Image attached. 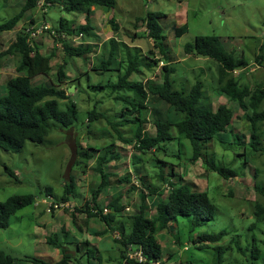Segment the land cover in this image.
Instances as JSON below:
<instances>
[{
  "label": "rangeland",
  "instance_id": "374dc122",
  "mask_svg": "<svg viewBox=\"0 0 264 264\" xmlns=\"http://www.w3.org/2000/svg\"><path fill=\"white\" fill-rule=\"evenodd\" d=\"M64 1L53 0L46 17L43 15V9L47 3L42 2L44 6L28 12L15 30L2 32L0 52L6 50L22 33L21 31L29 28L32 20L38 22L39 26L46 22L50 27H58L61 19L72 23L82 17V22L86 21L85 15L79 16L63 10ZM23 3L24 0H0V23L17 15ZM100 11L107 13L99 15ZM149 12L165 14V17L160 19V24L169 44L172 60L170 66L175 69L174 88L189 92L197 81H202L207 97L202 101L203 105L216 110L219 105L228 104L233 109L235 116L230 130L223 133L219 140L216 137L209 142L207 154L214 163L234 168L239 177L225 179L213 172L201 159L195 162L190 160L192 148L189 141H185L183 146L180 142L172 141L162 146H167L166 152L152 149L144 154L138 150L134 141L128 144L117 140L116 133L109 123L125 120L122 117V109L132 108L130 102L133 100V94L122 91L117 95L113 94L110 88L94 90L90 86L117 83L125 72L126 64H115L110 67L114 70L100 73L94 71V68L99 64L98 59L109 54L108 44L104 43V46L95 48L93 53L99 52L98 57L92 53L91 57L71 59L66 57L62 46H59L60 51L57 49L56 56L52 57L53 70L48 75L35 78L33 84H59L57 71L66 60L68 64L64 67L68 70L70 80L64 86L66 89L69 87V90L75 85L77 89L68 92L70 99L62 101L61 106L70 101L76 103L79 110L77 122L70 128H64L51 121V132L43 142L27 141L19 153L4 150L0 153V203L14 195L31 194L37 196V204H35L39 205V208L30 206L20 210L12 216L11 226L8 229H0V251L15 257L16 264H32L28 260L33 258L59 261L62 256L54 255L57 251L46 242V239L53 235L52 233H55L53 237L59 238V242L65 243L64 246L75 259L72 260H77L76 264H127L122 261L120 247L115 243V240L119 239V232L97 236L94 233L105 230L106 225L100 219L92 218L88 223L85 221L87 219L84 209L87 202L93 203V191L97 190L102 181L101 175L97 172V159L105 153L111 143L115 144V152H118L120 158L105 164L106 169L110 171L108 174L112 185L104 189L99 196L98 202L103 208L108 207L118 195H122V203L126 207L122 216L137 213L142 202L140 193L144 189L141 177L145 180V184L161 188V194H167V197L173 188L171 183L184 182L193 186L195 190L207 191L217 207L215 219L195 232L191 233L189 219L180 218L168 230L160 233L158 240L163 247V256L157 264H264V222H259L256 217L258 203L264 206V196L255 189L257 183H264V154L250 152L252 125L249 124L245 111L240 109L237 103H231L227 97L215 93L219 84L217 62L204 57L188 56L184 51L185 46L194 43L198 36L217 35L221 37L228 51H233L236 56L243 55L251 62L247 70H242L246 82L253 89L264 87V69L254 64L255 54L259 47L264 45V0H118L114 10L109 12L102 8L96 12L94 23L98 32L100 29L104 32L101 36H97L98 40L87 39L102 42L116 37L118 42H125L130 47L137 45L141 53L148 55L149 50L153 49V43L148 39L146 23L137 19L144 18ZM91 13L89 12L90 17ZM112 17L119 26L118 30L112 27L110 21ZM77 25L80 24H76V27H79ZM183 25H187L188 31L182 37H177L176 28ZM135 31L138 32L136 36H134ZM39 37L37 36V39ZM39 44H42L41 40ZM54 45L53 39L48 37L41 49L44 54H50L55 51ZM74 45L78 44L75 42ZM155 52V58L161 61L159 67L149 70L145 68L139 74L135 73L131 78L132 81L162 82L163 64L167 61L161 58L157 50ZM118 60L120 61L121 58L119 57ZM17 65L18 58L13 56H6L0 61V97L7 92L8 79L18 75ZM118 96H120L119 100ZM148 105L149 112L147 109L142 110L147 120L143 125L144 132L155 136L154 122L159 119L174 120L175 111L165 102L154 98H151ZM92 111L102 114L103 118L90 123L89 114ZM136 126L137 123L136 125L126 123L124 127H120V131L126 138H133L137 130ZM231 130L243 139L244 146L235 143ZM261 130L264 131V124H261ZM173 133L177 135L175 129L172 130ZM98 149L100 151H97ZM83 153L92 154L93 159L84 160ZM6 167L17 176L10 175ZM172 169L173 175L170 173ZM162 172L166 179L164 182L158 177ZM126 174L131 175L135 189L131 183L117 184L118 179ZM71 179L76 183L75 193L70 198L72 211L66 208L56 211L54 215L61 213L57 216L62 215V220L54 221L51 214L43 213L46 204L42 203V200L47 199L45 189L53 188L54 194L61 200L66 184H69ZM157 203L158 196H149L148 216L152 217L156 214ZM38 211L42 212L41 217ZM74 216L77 219V226L83 230L74 228L72 222ZM48 219L56 223H50L48 229L50 236L46 234L45 243L42 244L36 237L43 233L38 224ZM126 226L129 228L128 224ZM62 230H66L69 235H64ZM90 230L95 232L92 233ZM222 230H227L228 234L209 248L198 249L192 243V238L198 240L200 233H219ZM254 240L260 250L258 259H253L250 251L247 250ZM86 242L89 243L87 248L99 251V262L97 258L89 260L88 255H84L87 252L84 245ZM78 243L81 244L80 252L76 247ZM216 245L227 249L222 260L218 258ZM133 250L136 251L137 248L133 247Z\"/></svg>",
  "mask_w": 264,
  "mask_h": 264
},
{
  "label": "trees",
  "instance_id": "16d2710c",
  "mask_svg": "<svg viewBox=\"0 0 264 264\" xmlns=\"http://www.w3.org/2000/svg\"><path fill=\"white\" fill-rule=\"evenodd\" d=\"M41 0H24L20 12L6 22L0 23V32L14 30L17 25L26 17L28 12L37 8ZM52 3L53 0H46ZM118 0H66L63 3L65 10L72 12L88 13L91 6H102L112 10L117 6ZM89 8V9H88ZM88 9V10H86ZM165 17V14L160 12H149L144 18L140 17L138 21H144L149 31L148 37L153 41V49L149 50V54L144 55L139 48H132L125 43H117L115 38L109 40V54L106 59L103 58L94 68V71L100 73L112 71L110 67L115 64H126L125 72L119 77L117 83L108 85H93L90 86L94 90H105L110 88L113 94H119L126 91L133 94V100L130 102L132 108L125 107L122 109V117L125 118L122 122L109 123L116 133L117 140L131 144L136 140V145L141 153H147L150 150H167V146L162 147L170 142H180L183 146L185 141H189L192 148V157L190 160H202L210 167V169L218 173L225 179L239 177L238 172L230 167L214 163L207 154V146L209 142L216 137H220L222 133L230 130L234 120V111L227 104H222L216 110L209 106L203 105L202 101L205 97L204 84L202 81H197L189 92L186 90L175 89V81L173 75L175 69L169 64L163 67V80L161 83H154L152 80L132 81L131 78L135 73L142 72L145 68L154 69L160 65V60L155 58L156 50L160 53L161 58L170 60V49L167 42V37L164 35L163 26L160 24V19ZM113 28H117L115 21L112 20ZM91 19L87 15V24L78 27L77 29L69 28L65 21L61 20L60 26L57 29L59 33L65 32L69 35H88L91 31ZM188 31L187 25L176 28V36L182 37ZM135 36V35H134ZM185 53L198 57H204L217 62L218 64V87L215 93L219 96H224L231 103H237L238 107L245 111L246 118L249 124L252 125L251 142L249 144L251 153L264 154V135L261 130V124H264V87L259 86L255 89L246 82L245 74L235 76L236 70H247L251 65L249 59L245 56H236L233 51H228L221 37L217 35L198 36L194 43H188L185 48ZM65 55L68 59L73 57H83L92 52L87 46H74L68 42L64 44ZM128 51V53H127ZM121 55V56H120ZM6 56L18 58L17 76H13L6 82L7 92L0 97V153L8 151L19 153L23 150L27 141L41 143L51 132V121L59 124L64 128H70L78 120V106L70 101L69 104L62 108L59 101L69 100L70 95L61 87L55 84H39L33 86L32 79L45 74L48 75L52 70V57L46 56L40 52L36 46H31L28 43V36L20 33L17 39L9 45V47L0 52V61ZM152 56V57H150ZM121 58L119 61L118 58ZM146 58V59H145ZM149 59V60H148ZM68 62L65 60L60 70L58 71L59 83L62 84L69 80L66 74ZM254 64L264 69V45L260 46L254 57ZM141 75V74H140ZM47 98H52L47 100ZM154 98L155 100L165 102L175 111L174 121L156 120L155 130L156 135L150 136L145 134L143 127L146 123L145 115L142 110L148 108V104ZM120 99V96L117 97ZM126 100V99H125ZM129 102V100H126ZM62 108V109H61ZM129 117V118H128ZM102 114H96L95 111L90 112L89 122L97 119H102ZM136 125L137 130L133 138L129 139L120 131V127L125 125ZM176 130L177 135L172 134V130ZM233 138L237 145L243 144V139L236 135L235 131ZM122 133V134H121ZM224 143V141H222ZM115 144L111 143L107 147L105 153L99 156L97 160V172L101 175V183L97 190L93 191V206L87 205L84 212L87 220L95 218L106 223L108 229L105 231L95 232L97 236H102L108 231L119 232L120 238L115 240L120 247V256L122 261L127 264H154L160 262L163 256V247L158 240V235L169 229L172 224L177 223L180 218L189 219L191 233L200 229L207 222L215 219L217 207L212 202L207 191L195 190L193 186L184 182L172 184V191L166 198L165 194H161L162 189L155 186L145 184V180L141 177L144 189L140 193L141 204L138 212L127 215L122 220V212L126 208L122 203V195H118L109 205L113 213L104 214L103 207L99 204L98 198L104 189L110 188L112 185L109 181L107 169H104L105 164L114 160H119V154L115 152ZM91 150H96L90 148ZM97 151H100L98 149ZM84 160H90L92 154L83 153ZM86 160V161H87ZM7 172L16 177L13 171L6 167ZM173 175V169L170 172ZM159 179L164 182V174H160ZM131 175L126 174L117 181L118 185L132 184ZM65 195L62 200H68V197L75 193L76 183L71 179L69 184H66ZM256 191L264 196V183L255 185ZM48 192L53 193L52 188H46ZM158 196L156 214L153 217L147 214V197ZM36 201L35 195H14L9 197L5 202L0 203V229L5 230L11 226V218L20 210L26 207L33 206ZM97 211V213H95ZM256 217L259 222H264V206L258 203L256 209ZM73 224L77 226V219L74 216ZM128 222V223H126ZM126 224L129 225L127 228ZM67 235L66 230L62 231ZM227 230H222L219 233H200L198 240H193L194 246L198 249L209 248V246L220 242ZM69 235V234H68ZM67 235V236H68ZM50 245L54 248L63 250V257L59 261H44L39 258L29 259L32 264H70L73 263V256L69 252L65 243L59 242V238L53 235L47 239ZM86 248L89 243H84ZM77 250H81V244H76ZM133 247L141 251L145 261L139 262L127 257V251H134ZM219 260L223 259L225 249L223 246L216 245ZM136 250V251H137ZM242 250V249H240ZM250 255L253 259L260 257V250L254 240L249 246ZM89 260L98 259L100 261L99 251L87 248ZM73 259V260H72ZM16 258L4 251H0V264H16ZM90 262V261H89Z\"/></svg>",
  "mask_w": 264,
  "mask_h": 264
},
{
  "label": "clouds",
  "instance_id": "9594fccd",
  "mask_svg": "<svg viewBox=\"0 0 264 264\" xmlns=\"http://www.w3.org/2000/svg\"><path fill=\"white\" fill-rule=\"evenodd\" d=\"M66 1V0H65ZM42 2H46V0H41L40 2H39V4H38V6H37V8L36 9H38V8H42L44 5H42ZM47 3V6L43 9V15L46 17V13H47V10L49 9V7H51L52 5H53V2L52 3H48V2H46ZM102 7V6H101ZM105 9H108L107 7H104ZM63 10H65V5L63 6ZM108 10H110V9H108ZM112 10H114V9H112ZM112 10H110V11H112ZM34 11V10H33ZM66 11V10H65ZM67 12V11H66ZM89 12H91V11H89ZM89 12L88 13H86L85 14V20H86V23L84 24V25H86L87 24V15L90 17V14H89ZM69 13V12H68ZM72 13H79V12H72ZM140 18V17H139ZM90 19H91V17H90ZM61 20H63V21H65L66 22V24L68 25V27L69 28H74V29H77L78 27H76L74 24H69V22L66 20V19H61ZM112 20H114V17H112V19L110 20V21H112ZM115 21V20H114ZM61 22V21H60ZM21 23V22H20ZM31 26L29 27V28H27L26 30H24V31H21L22 33H24V34H26L27 36H28V43L31 45V46H36L37 48H39V43H40V40H41V42L42 41H45V40H42L43 38H48V37H51L52 39H53V41H54V43H55V45H54V48H55V51L53 52L54 53V57L56 56V50L58 49V47L59 46H62V50L64 51V44H65V42H68V43H70V44H72V45H74V43L76 42L78 45H76V46H87V47H89L90 49H92V52H90V53H88V54H86L85 56H83V58L84 57H86V56H88V55H90V54H92L94 51H95V49L93 48V47H90L89 46V44L87 43V44H85V42L83 41V40H86L87 41V39H85L86 38V36H88V35H86V34H79V35H74V36H72V35H69V34H67V33H65V32H62V33H59L58 31H57V29L59 28V26H60V23H59V26L58 27H50L49 25H48V23H44L43 25H38V22H36L35 23V21L34 20H32V22H31ZM115 24L117 25V28L115 29L114 28V30H118L119 29V26H118V24L115 22ZM45 26H48V28L47 29H45L44 27ZM79 26V25H78ZM80 26H83V25H80ZM79 26V27H80ZM113 27V26H112ZM91 28L93 29V27H92V25H91ZM91 29V30H92ZM15 30V29H14ZM33 33L34 34H36L35 36H33ZM47 34L46 36H43V35H40V34ZM135 33H137V32H135ZM2 34V32H0V35ZM50 35V36H49ZM149 35V31H148V29H147V36ZM37 36H40L39 37V39H37ZM88 38H91V37H88ZM112 38H115L116 39V37H112ZM111 38V39H112ZM148 39L153 43V41H152V39L151 38H149L148 37ZM110 40V39H109ZM109 40H108V45H109ZM116 41H117V39H116ZM117 43H119V44H121L120 42H118L117 41ZM125 43V42H124ZM126 44V43H125ZM128 45V44H127ZM75 46V45H74ZM152 46H153V44H152ZM9 47V46H8ZM130 48H137V47H130ZM40 50V49H39ZM59 51H60V49H58ZM5 51V50H4ZM42 50H40V52H41ZM185 51V50H184ZM52 52L50 53V55L52 54ZM65 52V51H64ZM42 53V52H41ZM44 54V53H43ZM143 54H145V53H143ZM45 55V54H44ZM50 55H46V56H50ZM170 55H171V53H170ZM188 56H191V55H189V54H187ZM77 58V57H76ZM80 58H82V57H80ZM170 58H171V56H170ZM52 60H53V58H52ZM163 61V60H162ZM167 61V63H165V64H169L170 65V63H171V59L170 60H166ZM163 63V62H162ZM51 64H52V61H51ZM165 64H163V65H165ZM16 68H17V66H16ZM53 68H54V66L52 65V70H53ZM61 68V67H60ZM60 68L58 69V71L60 70ZM51 70V71H52ZM57 71V72H58ZM67 72H68V70H66V74H67ZM98 72V71H97ZM237 72V73H236ZM58 74V73H57ZM240 74H242V70H236L235 71V76H239ZM43 75H45V74H42V75H39V76H43ZM17 76V75H16ZM39 76H37V77H35V78H38ZM67 76H68V74H67ZM13 77V76H12ZM34 78V79H35ZM34 79H32V84H33V80ZM69 80H70V78H69ZM69 80H67V81H65V82H68ZM64 82V83H65ZM64 83H62V84H57L56 86L58 87H61V88H63V89H65L66 91H67V94H68V92L70 91V90H68V88L66 89V86H64V85H66V83L64 84ZM64 84V85H63ZM78 84H80V82L78 81ZM33 86H36V85H34L33 84ZM73 87V86H72ZM74 87L77 89V87L74 85ZM68 95H70V94H68ZM52 98H47L46 99V101L47 100H51ZM62 101H65V100H62ZM62 101H59V103L61 104V102ZM69 103H67V104H65V105H63V107L62 108H65L67 105H68ZM228 105V104H227ZM150 106H151V104H150ZM150 106L148 105V108H147V110H148V112H149V109H150ZM61 108V109H62ZM145 120H146V115H145ZM172 121H174V120H172ZM146 122H147V120H146ZM145 124V123H144ZM146 134V133H145ZM223 134V133H222ZM221 134V135H222ZM221 135H220V137H217L218 138V140L221 138ZM129 139H131V138H129ZM213 140H215V139H213ZM134 142H135V144H136V140H134ZM133 143V142H132ZM131 143V144H132ZM118 153V152H117ZM99 158V157H98ZM93 159V158H92ZM91 160V159H90ZM98 160V159H97ZM104 168H106V165H105V167ZM107 171V170H106ZM108 173V172H107ZM17 176V175H16ZM181 183V182H180ZM47 188H49V187H47ZM51 188V187H50ZM53 189V188H52ZM54 191V190H53ZM171 191H172V189H171ZM170 191V192H171ZM48 192V191H47ZM47 192H45V196L47 197V199L46 198H43V200H42V203H45L46 204V208H45V212L46 213H49V214H51V215H53L54 216V213L56 212V211H59V210H61V209H70L71 207H72V203H71V196H70V198L68 197V200H65V201H63L62 200V197L65 195V191H64V194L62 195V197H61V200H60V198L58 197V196H56L55 194H54V192L52 193V194H49V193H47ZM169 192V193H170ZM165 197H167V194H165ZM148 199H149V196L147 197V201H148ZM98 200H99V198H98ZM35 203L37 204V196H36V201H35ZM34 203V205L33 206H36L37 208L39 207V205H36ZM50 203H55V204H58V205H60V204H69L68 206H65L64 208H59V209H53L51 212H48V207H49V204ZM87 205H91V206H93L94 204L93 203H91V202H87ZM86 205V206H87ZM71 211H72V209H70ZM77 210V207L75 208V211ZM106 210H107V212H106ZM103 211H104V214H110V213H113L112 212V209H110V208H108V207H104L103 208ZM95 213H97V211L95 212ZM72 214V213H71ZM123 218H122V220L125 218V216H122ZM151 217V216H150ZM153 217V216H152ZM86 219H87V217H86ZM93 219H95V218H93ZM95 220H99V219H95ZM86 221V223H87V221H89V220H85ZM101 221V220H100ZM104 223V222H103ZM77 225H78V223H77ZM105 225H106V223H105ZM171 226H173V225H171ZM74 228H80L79 226H75L74 225ZM106 229H108V226L106 225ZM105 229V230H106ZM104 230V231H105ZM168 230V229H167ZM63 231V230H62ZM61 231V232H62ZM166 231V230H165ZM63 233V232H62ZM108 233H114V232H112V231H108ZM53 235H55V233H52ZM51 234V235H52ZM47 236H50L49 234L47 235ZM51 237V236H50ZM49 238V237H48ZM47 238V239H48ZM119 238H120V233H119ZM47 239H46V242H47ZM49 244V243H48ZM52 247H54L53 245H51ZM55 249H57V248H55ZM59 250V249H58ZM61 250V249H60ZM81 251V250H80ZM80 251H78V252H80ZM62 252H63V250H62ZM138 254H139V259H138ZM62 257H63V254H60ZM84 255H86L85 253H84ZM83 255V256H84ZM82 256V255H81ZM82 256V257H83ZM127 257L129 258V259H134V260H136V261H139V262H142V261H145V258L142 256V254H141V251H139V250H137V251H130V250H128L127 251ZM142 259V260H141ZM77 261V260H76ZM76 261H73V263H70V264H76ZM124 262H126L125 260H124ZM158 262H156V263H154V264H157Z\"/></svg>",
  "mask_w": 264,
  "mask_h": 264
},
{
  "label": "crops",
  "instance_id": "0c3cea01",
  "mask_svg": "<svg viewBox=\"0 0 264 264\" xmlns=\"http://www.w3.org/2000/svg\"><path fill=\"white\" fill-rule=\"evenodd\" d=\"M102 8H104V7H101V6H91L90 7V11L92 12L91 13V25H92V27H93V29L90 31V33L88 34V36H86V39L88 38V37H91L90 39H99L97 36L99 35V36H101L102 35V32H104L102 29H100L99 30V32H98V29H97V27H96V25H95V23H94V17H95V14H96V12L97 11H99V10H101ZM88 9H86V10H88ZM106 10H108V9H106ZM109 12H110V10H108ZM105 13H107V12H102V11H100L99 12V15L100 14H102V15H106ZM73 14H76V15H79V16H83V15H85V12H80V13H73ZM84 18H85V16H84ZM85 20V19H84ZM99 20V16H98V18H97V21ZM83 20H82V17L79 19V21H76L77 23H79L80 25H84L85 23H86V21L85 22H82ZM76 22H72V23H70L69 22V24H74L75 26H76ZM76 23V24H75ZM79 25V26H80ZM78 26V25H77ZM135 32H137V31H135ZM136 34H138V32L137 33H134V35L136 36ZM137 39H139V35H137ZM136 39V40H137ZM42 40H46V38H43ZM84 42H85V44H89V46L90 47H93L94 49L95 48H97V46H100V47H102V46H104L103 44L104 43H106V44H108V41H102V42H97V41H94V40H89V39H87V41L86 40H83ZM132 41H135V40H132ZM43 42L44 41H42V44H43ZM42 44L41 45H39V49L40 50H42L41 49V46H42ZM51 45H52V43H51ZM51 45H50V47H51ZM132 47H137V45H135V46H132ZM42 53H43V51H41ZM97 52H95V53H93V54H96ZM98 54H99V52H98ZM98 54H96L95 55V57H98ZM45 55H50V54H45ZM87 57H91L90 55H88ZM103 58H106V55L104 56V57H101V59H98L97 60V62L99 63ZM52 62H53V60H52ZM65 83H67V82H65ZM64 83V84H65ZM63 84V85H64ZM107 172H110L109 170H107ZM47 193H49V194H51L50 192H47ZM100 198V197H99ZM37 208V207H36ZM39 208V207H38ZM38 212H40V211H38ZM43 213H45V210L43 211ZM58 214H61V213H57L56 215H51L53 218H54V221L55 220H62V215H59V216H57ZM39 216L41 217L42 216V212H40V214H39ZM49 220V221H48ZM48 220H46V221H41L38 225H39V227L43 230V233L42 234H40V235H38V236H36L37 237V240H39L42 244L43 243H45L44 241H45V237H46V234H49V232H48V229H50L49 227H50V223H56V222H54V221H51L50 219H48ZM60 220V221H61ZM89 221H87V223H88ZM63 223H64V221H63ZM105 224V223H104ZM52 227V226H51ZM63 227L64 226H62L61 227V229H63ZM51 229H53V227L51 228ZM79 229V231H81V230H83V229H80V228H77V230ZM92 233L93 232H95V230H90ZM104 231V230H103ZM97 232V231H96ZM109 234H111V233H109ZM108 234V235H109ZM50 235V234H49ZM107 236V235H106ZM46 246H49V245H46ZM51 246V245H50ZM47 250H48V247H47ZM56 251H57V253L56 254H54V255H60V253L61 254H63V252H59V250L58 249H55ZM50 255H52V253L50 254ZM125 263V262H124Z\"/></svg>",
  "mask_w": 264,
  "mask_h": 264
},
{
  "label": "built area",
  "instance_id": "2783aa9c",
  "mask_svg": "<svg viewBox=\"0 0 264 264\" xmlns=\"http://www.w3.org/2000/svg\"><path fill=\"white\" fill-rule=\"evenodd\" d=\"M45 29H47L48 28V26H45L44 27ZM36 34H34L33 33V36H35ZM69 204H60V205H58V204H55V203H50L49 204V207H48V212H51L53 209H59V208H64L65 206H68ZM106 212H107V210H106ZM142 260V259H141Z\"/></svg>",
  "mask_w": 264,
  "mask_h": 264
},
{
  "label": "water",
  "instance_id": "95a60500",
  "mask_svg": "<svg viewBox=\"0 0 264 264\" xmlns=\"http://www.w3.org/2000/svg\"><path fill=\"white\" fill-rule=\"evenodd\" d=\"M74 88H75L74 86H73V87H71V88L69 89V90H70V92H71V91H73V90H74Z\"/></svg>",
  "mask_w": 264,
  "mask_h": 264
}]
</instances>
